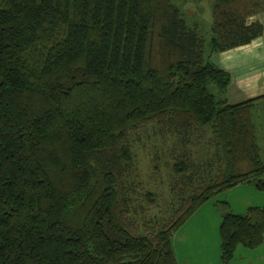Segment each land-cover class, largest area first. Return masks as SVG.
I'll use <instances>...</instances> for the list:
<instances>
[{
	"label": "trees",
	"instance_id": "obj_1",
	"mask_svg": "<svg viewBox=\"0 0 264 264\" xmlns=\"http://www.w3.org/2000/svg\"><path fill=\"white\" fill-rule=\"evenodd\" d=\"M263 9L213 0L205 37L172 0H0V264H178L172 233L201 205L264 189L256 98L228 103L211 60L259 36ZM147 125L172 139L154 215L133 152ZM220 202L226 263L263 241L264 206Z\"/></svg>",
	"mask_w": 264,
	"mask_h": 264
},
{
	"label": "rangeland",
	"instance_id": "obj_2",
	"mask_svg": "<svg viewBox=\"0 0 264 264\" xmlns=\"http://www.w3.org/2000/svg\"><path fill=\"white\" fill-rule=\"evenodd\" d=\"M178 5L188 21L197 20L202 24V33L209 35L211 24V5L213 0H172ZM210 92L217 96L215 84L208 85ZM171 140H164L147 125L138 132L133 142L136 178L143 190L157 192L161 196V206L149 214H161L172 200L169 189V165L165 156ZM206 146V145H205ZM195 150L196 148L192 146ZM209 150V149H208ZM159 157V161L155 156ZM226 201L234 213L243 214L250 206H264V189L252 186L231 187L217 193L201 205L177 230L172 233V245L178 264H242L244 259L252 264H264L263 241L254 248L238 245L233 258L224 263L220 260V211Z\"/></svg>",
	"mask_w": 264,
	"mask_h": 264
},
{
	"label": "crops",
	"instance_id": "obj_3",
	"mask_svg": "<svg viewBox=\"0 0 264 264\" xmlns=\"http://www.w3.org/2000/svg\"><path fill=\"white\" fill-rule=\"evenodd\" d=\"M252 21H259L263 26L259 36L246 44L213 53L211 60L230 75V82L225 90L228 103L235 104L256 98L252 121L256 140L261 149L260 156L264 161V9L247 19L248 23ZM240 186L255 188L248 182L233 187ZM242 262L252 264L251 260L244 259Z\"/></svg>",
	"mask_w": 264,
	"mask_h": 264
}]
</instances>
